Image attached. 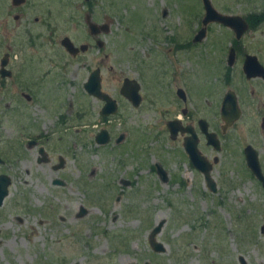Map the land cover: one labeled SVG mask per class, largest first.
Segmentation results:
<instances>
[{"label": "rangeland", "instance_id": "1", "mask_svg": "<svg viewBox=\"0 0 264 264\" xmlns=\"http://www.w3.org/2000/svg\"><path fill=\"white\" fill-rule=\"evenodd\" d=\"M64 1L71 3L64 7L69 30L70 15L87 9L85 0ZM211 3L220 14L255 24L239 43L243 53L257 55L264 65V0ZM92 4L111 31L101 35L105 48L91 55V67L104 61V91L121 108L103 118L104 103L89 99L83 89L88 70L80 74L81 65H70L62 91L67 107L62 112L72 131H61L49 145L54 162L63 156L66 168L55 172L48 164H37L36 154L28 156L27 166L19 162L17 173L8 167L12 185L0 216V264H242L241 258L246 264H264V188L247 167L244 153L247 146L254 148L264 173V81L246 80L245 55H238L232 68L227 66L234 31L213 22L206 38L193 43L203 27V0H92ZM156 59L189 74L186 105L180 98L179 105L166 104V88L158 95L162 104L157 102L155 74L146 68ZM127 77L140 83L145 77L141 93L146 103L139 110L120 93ZM229 90L239 97L243 115L223 133L221 106ZM70 103L76 107L68 108ZM185 108L188 112L183 114ZM57 114L28 111L27 117L46 122L51 130ZM176 116L194 127L201 154L212 164L218 158L212 171L219 188L215 193L184 149L190 134L171 139L166 122ZM201 119L218 135L221 151L207 145L198 124ZM76 128L80 134L73 132ZM103 129L111 141L99 146L95 138ZM120 136L124 140L115 143ZM157 165L167 172V181L159 176ZM56 180H63L66 187L55 186ZM82 208L87 214L78 218ZM161 222L157 241L166 252L159 254L150 245V235Z\"/></svg>", "mask_w": 264, "mask_h": 264}, {"label": "flooded vegetation", "instance_id": "2", "mask_svg": "<svg viewBox=\"0 0 264 264\" xmlns=\"http://www.w3.org/2000/svg\"><path fill=\"white\" fill-rule=\"evenodd\" d=\"M83 3L84 1L81 4ZM69 4L71 3H67L64 0H0V177L7 176L11 179V184L8 187V195L2 205H0V216L6 201L11 197L10 187L12 185V178L10 177L11 172L8 167L13 169L14 173H17L18 163L24 162L27 166V162L29 161L28 156L36 154L37 164H48L55 172L66 168V160L63 156H59L58 162H54L49 145L51 138L61 133V131H72L71 121L66 119V116L62 112L67 107V98L64 97L62 91L70 65H81L80 74L84 70H88L89 77L92 73L98 71L101 78L102 93L116 102L118 107L117 113L119 108H121V104L108 92L104 91V61L96 64L95 67H91L93 64L91 55L94 53H102L106 44L101 39V35H105V33L98 34L96 32L98 30L103 32L104 30L101 27L104 24H109L108 20H100L97 12L93 11L92 0H85L83 7L86 6L87 12L79 15H70L68 20L69 30H67V14L65 13L64 7H68ZM166 16L167 12H165ZM92 25H97V31L92 29ZM66 39H70L78 50L76 49L72 53L68 52L64 45ZM191 43L189 42L184 46L188 47ZM235 49L237 56L239 55L241 57L245 55L244 59L249 55L257 56L243 53L240 43ZM101 59L104 60V58ZM106 59H109L108 53L106 54ZM146 68L149 72L155 74L153 82L157 96H160L163 88H166V101H164L166 104L172 105L176 103L179 105L178 98L185 105L187 104L190 98L189 85L191 83L188 73H180L171 64L168 63L166 65V63H162L157 59L147 63ZM110 71H114L113 66L110 68ZM245 78L248 81H264L262 77L248 79L245 75ZM126 79L135 80L127 77L123 80V84ZM137 82L141 88L140 105L135 107L133 102L125 97L135 110H139L146 103L144 95L141 93L146 87L145 77H142L141 83L139 81ZM179 82L182 83L183 88L179 87ZM85 84L83 85L85 95L89 99H96L103 102V109L107 102L104 98L90 95L86 91ZM179 90L184 92V98L178 95ZM159 96L157 97V102L162 104ZM75 107L76 104H68V108L70 109ZM102 109L100 115L103 118L117 114L104 116L102 115ZM28 111L58 113L56 115L58 120L56 125L53 126V129L48 130L46 128V122L38 121L30 116L27 117ZM187 112L188 110L185 108L182 113L186 114ZM21 116L24 119L26 118V121L19 120ZM174 121H180V126L183 128L191 127L194 129L193 126L184 124L182 118L179 116L168 120L166 122L167 128L168 124ZM73 132L76 135L81 133L78 128L74 129ZM186 134L188 133H179V135ZM188 137L186 136L185 139ZM63 139L62 136L59 137L60 142ZM118 139L115 140V143H118ZM214 160L215 158L213 159V168L214 164H217L214 163ZM14 161L17 162L15 163ZM25 171L29 173L30 169L26 168ZM60 181L62 182L60 185L55 183L54 185L62 188L66 187L65 182L63 180ZM207 187L210 190L208 185ZM218 189L217 186V191ZM22 198L23 203H25V194H22ZM86 214L87 210L85 209V213L82 215L81 211L78 218H82ZM17 219L20 222L22 221L20 217ZM2 237L3 235L0 231V238Z\"/></svg>", "mask_w": 264, "mask_h": 264}, {"label": "water", "instance_id": "3", "mask_svg": "<svg viewBox=\"0 0 264 264\" xmlns=\"http://www.w3.org/2000/svg\"><path fill=\"white\" fill-rule=\"evenodd\" d=\"M204 8H205V18L203 20V28L197 33L194 38V43L202 42L207 34V26L210 23L218 22L226 27L231 28L235 34L236 39L241 40L244 33H246L249 29V24L246 20L237 16H228L220 14L217 10L214 9L211 0H203ZM92 29L97 31V25H92ZM103 32L98 30L96 33H109L111 31L109 24H104L101 27ZM64 45L67 48V51L72 53L73 51L78 50L74 46V44L70 41V39H66L64 41ZM237 58L236 50L232 47L229 51L227 64L229 67H233L235 65ZM244 73L246 74L248 79L262 77L264 78V66L259 62L256 56H247L246 61L243 67ZM85 88L90 95L104 98L107 102L105 107L102 109V115L109 116L112 114H116L118 107L115 101L110 99L108 96L102 93V85L101 78L99 72H94L89 77L87 83L85 84ZM140 84L136 80H128L126 79L123 87L121 88V94L128 98L133 102L135 107H138L141 103V95H140ZM178 95L181 98H184V92L179 90ZM242 109L240 107L239 99L236 93L232 90H229L224 96L221 108V118L224 122L222 126V130L224 133L228 131L231 127L236 124L242 117ZM180 121L170 122L168 124V128L170 131L171 139L176 140L179 133H189L191 136L186 138L184 141V148L186 153L189 156V160L191 164L194 166L196 170L201 172L204 175L205 181L209 186L212 192L217 191V184L215 180L212 178L211 172L213 170V164L210 163L206 157H204L199 148V139L197 133L193 128L187 127L183 128L180 126ZM199 127L202 133L206 136L207 145L212 146L217 152L221 151V141L218 138V135L214 132H210L209 123L202 119L199 121ZM262 129L264 130V118L262 119ZM124 139V136H120L118 139V143H120ZM96 142L99 145H107L110 142V134L107 130H102L96 136ZM247 166L251 173L262 183L264 188V173L262 171L261 163L259 160L258 153L251 146H247L244 150ZM214 163H218V158H215ZM61 167V166H60ZM159 176L163 181L168 180L167 172L161 167L157 166ZM55 184L60 185L62 182L57 180L54 182ZM11 184V179L7 176L0 177V205L4 202L5 198L8 195V187ZM85 213V208H82V215ZM164 226V222L159 223L152 231L150 235V245L156 253H165L166 247L164 244L157 241V236L161 234ZM261 233L264 234V225L261 227ZM242 264H246L244 258H241ZM149 264V263H146Z\"/></svg>", "mask_w": 264, "mask_h": 264}, {"label": "trees", "instance_id": "4", "mask_svg": "<svg viewBox=\"0 0 264 264\" xmlns=\"http://www.w3.org/2000/svg\"><path fill=\"white\" fill-rule=\"evenodd\" d=\"M249 23H250V25H251V28L254 29V28H255V24H254L253 22H251V21H249ZM234 43H235V47H237L238 42H236V40H235Z\"/></svg>", "mask_w": 264, "mask_h": 264}]
</instances>
